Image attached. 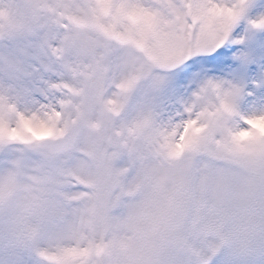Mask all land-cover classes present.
Segmentation results:
<instances>
[{"label": "snow or ice", "instance_id": "6c2138e0", "mask_svg": "<svg viewBox=\"0 0 264 264\" xmlns=\"http://www.w3.org/2000/svg\"><path fill=\"white\" fill-rule=\"evenodd\" d=\"M241 21L264 28V0H0V146L62 135L78 97L151 106L192 145L205 130L196 104L210 100L234 140L264 141V75L243 87L215 79L235 67ZM19 223L0 231V264H80V249Z\"/></svg>", "mask_w": 264, "mask_h": 264}, {"label": "rangeland", "instance_id": "374dc122", "mask_svg": "<svg viewBox=\"0 0 264 264\" xmlns=\"http://www.w3.org/2000/svg\"><path fill=\"white\" fill-rule=\"evenodd\" d=\"M243 22L236 38L240 47L235 45L231 57L235 67L215 77L234 87L264 75V28L252 30ZM81 107L78 97L71 116ZM150 107H126L115 121L125 138L119 158L105 163L111 179L102 194L108 222L102 263L91 253L102 220L94 200L96 163L76 152L91 151V135L85 133L76 148L53 156L38 145L2 146L0 171L10 189L22 184L31 190L32 206H39L55 184L60 203L52 211L67 226L38 227L41 238L80 249V264H199L211 246L217 250L213 264H256L264 252V141L234 140L235 125L215 116L211 101L204 100L193 113L205 129L199 142L180 144L182 124L152 115ZM92 108L95 112V104ZM187 144L185 154L174 157L177 145Z\"/></svg>", "mask_w": 264, "mask_h": 264}, {"label": "clouds", "instance_id": "9594fccd", "mask_svg": "<svg viewBox=\"0 0 264 264\" xmlns=\"http://www.w3.org/2000/svg\"><path fill=\"white\" fill-rule=\"evenodd\" d=\"M73 170L78 171L75 165ZM32 195L31 190L22 184H16L10 189L7 179L0 180V231H6L17 221L24 231L32 227L67 226L66 222L60 221L52 211L60 203L54 183L49 186L39 206L31 205Z\"/></svg>", "mask_w": 264, "mask_h": 264}, {"label": "bare ground", "instance_id": "6f19581e", "mask_svg": "<svg viewBox=\"0 0 264 264\" xmlns=\"http://www.w3.org/2000/svg\"><path fill=\"white\" fill-rule=\"evenodd\" d=\"M11 152H10V155H14L13 154V151L12 150H10ZM4 175H6V174H4V172L3 171H0V177H2L3 179H4ZM3 179H0V180H3Z\"/></svg>", "mask_w": 264, "mask_h": 264}]
</instances>
